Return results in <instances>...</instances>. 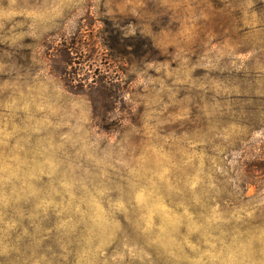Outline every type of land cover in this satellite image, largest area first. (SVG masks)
Returning a JSON list of instances; mask_svg holds the SVG:
<instances>
[{"label":"rangeland","instance_id":"1","mask_svg":"<svg viewBox=\"0 0 264 264\" xmlns=\"http://www.w3.org/2000/svg\"><path fill=\"white\" fill-rule=\"evenodd\" d=\"M0 264H264V0H0Z\"/></svg>","mask_w":264,"mask_h":264},{"label":"trees","instance_id":"2","mask_svg":"<svg viewBox=\"0 0 264 264\" xmlns=\"http://www.w3.org/2000/svg\"><path fill=\"white\" fill-rule=\"evenodd\" d=\"M86 34L85 27L81 25L72 37L64 40L62 46L64 47L63 57L65 59L63 72L67 86L72 89V92L88 93L92 96V110L101 120H104L107 113L116 108L117 102H119L118 98L121 88L120 85L114 81V78L107 73L109 72L107 69H102V71L99 72L95 71L96 75L92 76V80L89 83L88 81H84V83H81L82 85H80V82L79 84L77 83L82 73L75 70L74 64L76 62L74 60L79 54L91 51L84 42L87 38ZM98 34L101 47L105 49V51H108L109 55L115 60H119L120 54L131 46V39L129 36H126L114 27H108L106 30L102 29ZM82 80L84 79L82 78ZM235 112L238 114L240 111L236 109ZM246 112L247 111H244L242 115ZM242 123L246 125L244 122Z\"/></svg>","mask_w":264,"mask_h":264}]
</instances>
